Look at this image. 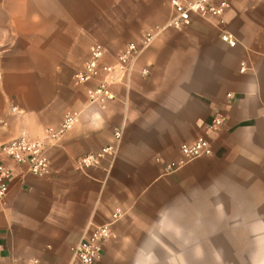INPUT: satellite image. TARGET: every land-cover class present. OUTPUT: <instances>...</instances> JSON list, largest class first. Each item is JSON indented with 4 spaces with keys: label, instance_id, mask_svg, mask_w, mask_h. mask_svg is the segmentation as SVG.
<instances>
[{
    "label": "crops",
    "instance_id": "crops-1",
    "mask_svg": "<svg viewBox=\"0 0 264 264\" xmlns=\"http://www.w3.org/2000/svg\"><path fill=\"white\" fill-rule=\"evenodd\" d=\"M220 1L221 20L194 15L159 34L111 86L115 98L98 103L86 93L94 82L73 80L89 47L103 45L113 64L166 23L170 0H0V145L77 114L47 147L48 176L0 155L11 170L0 264H79L71 248L118 210L94 264H166L168 251L200 250L207 264H264V0ZM216 115L223 125L210 129ZM198 138L212 154L168 172ZM109 145L114 155L78 167Z\"/></svg>",
    "mask_w": 264,
    "mask_h": 264
},
{
    "label": "built area",
    "instance_id": "built-area-1",
    "mask_svg": "<svg viewBox=\"0 0 264 264\" xmlns=\"http://www.w3.org/2000/svg\"><path fill=\"white\" fill-rule=\"evenodd\" d=\"M172 14L162 26H156L144 32L138 41L130 42L117 54L113 64L104 63L103 59L107 53L106 48L94 43L89 47L88 57L81 68L73 74L75 84L87 85L92 82L95 85L87 89V96L91 102L104 103L115 98L111 86L115 83L125 82L140 54L147 49L153 40L162 32L174 29L181 30L187 27L192 16L221 18L227 7L226 1L215 2V0H170ZM221 20V19H220ZM222 39L230 46L236 44L235 40L223 35ZM244 64L241 70H244ZM143 70L142 74L146 75ZM77 121L75 112L64 114L62 121L56 127H48L44 130L43 136L29 138L19 136L0 145V155L12 160L17 164H25L29 171L37 177H46L50 174V160L47 155L49 144L58 142L65 132L70 130ZM223 125V118L216 115L210 129H217ZM122 130L115 131V138L118 142L121 139ZM117 146H105L99 151L81 156L77 165L81 170H86L99 165L101 159L106 155H114ZM181 159L172 162L167 166L168 172H173L186 163L197 158L212 154L210 143L204 138H198L191 143H184L180 146ZM11 170L0 161V202L8 192V181ZM121 216L120 211L112 214V221L95 227L71 248L72 258L79 264H94L102 256L104 241L110 235L111 225ZM36 263V261H34Z\"/></svg>",
    "mask_w": 264,
    "mask_h": 264
},
{
    "label": "rangeland",
    "instance_id": "rangeland-1",
    "mask_svg": "<svg viewBox=\"0 0 264 264\" xmlns=\"http://www.w3.org/2000/svg\"><path fill=\"white\" fill-rule=\"evenodd\" d=\"M199 238H205V236H199ZM202 246H206L205 243L201 244ZM253 251L247 252V260L252 261L254 256ZM207 251L200 250V251H168L167 252V261L166 264H182V263H192V264H207Z\"/></svg>",
    "mask_w": 264,
    "mask_h": 264
}]
</instances>
